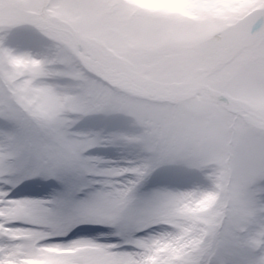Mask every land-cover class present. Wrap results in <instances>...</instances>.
<instances>
[{
	"label": "rangeland",
	"instance_id": "obj_1",
	"mask_svg": "<svg viewBox=\"0 0 264 264\" xmlns=\"http://www.w3.org/2000/svg\"><path fill=\"white\" fill-rule=\"evenodd\" d=\"M0 264H264V0H0Z\"/></svg>",
	"mask_w": 264,
	"mask_h": 264
}]
</instances>
